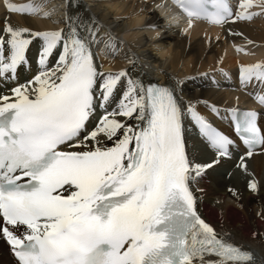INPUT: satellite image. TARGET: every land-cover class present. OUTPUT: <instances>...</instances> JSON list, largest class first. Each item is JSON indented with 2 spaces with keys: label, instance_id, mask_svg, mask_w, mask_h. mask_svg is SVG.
Here are the masks:
<instances>
[{
  "label": "bare ground",
  "instance_id": "1",
  "mask_svg": "<svg viewBox=\"0 0 264 264\" xmlns=\"http://www.w3.org/2000/svg\"><path fill=\"white\" fill-rule=\"evenodd\" d=\"M235 1L233 18L210 25L180 12L177 0H0L5 60L0 58V71L6 76L0 78V104L12 106L54 89L71 69L72 40L80 36L92 52L97 94L104 82L99 102L105 110L100 111L103 121L95 120L81 134V144L69 148L103 151L126 141L118 169L130 162L147 124L146 85L162 83L176 93L181 109L198 211L214 235L252 253L248 262L204 261L264 264V144L254 152L232 147L223 156L206 145L193 123L208 120L230 130L234 108L264 94V0ZM13 75L27 77L15 82ZM91 80L92 75L90 86ZM244 171L250 176H241ZM60 222L10 226L7 235L0 233V264H17L5 236L42 235Z\"/></svg>",
  "mask_w": 264,
  "mask_h": 264
},
{
  "label": "rangeland",
  "instance_id": "2",
  "mask_svg": "<svg viewBox=\"0 0 264 264\" xmlns=\"http://www.w3.org/2000/svg\"><path fill=\"white\" fill-rule=\"evenodd\" d=\"M4 33L11 34L12 32L5 31V30H4ZM36 46H37V44H34V45H33V48H35ZM59 46H60V51H61V54H62V53H63L62 50H64L63 48H65V46H66V44H65V40H62V39H61V41H60V45H59ZM67 47H68V46H67ZM0 48H1L0 50L2 51L3 47H0ZM2 55H3V54H1V56H0L1 61H5L4 58L2 57ZM26 77H27V75H25V76H21V77H20V76L18 77V76L16 75V76H15L16 79H15L14 81L17 82L19 79L22 80V78L24 79V78H26ZM94 77H95V74H94ZM95 79L97 80L96 77H95ZM23 82H24V81H22V83H23ZM25 82H26V81H25ZM101 84H102V85H101ZM103 84H104L103 81L99 82V87H98V90H99V91H98V92H100V93H98V95H97V96H98V100L100 99V97H103V95H102V93H101V90H102L101 88L103 87ZM18 86H19V85H18ZM16 87H17V85L15 86V88H16ZM11 88L14 89L13 86H12ZM99 88H100V89H99ZM96 92H97V91H96ZM102 108H104V107H102ZM240 175L243 176V177H246V176L248 177V176H250V173H248V171H244V173H240Z\"/></svg>",
  "mask_w": 264,
  "mask_h": 264
}]
</instances>
